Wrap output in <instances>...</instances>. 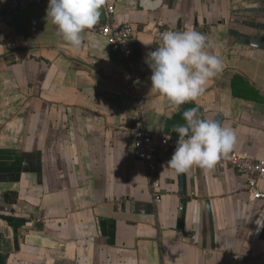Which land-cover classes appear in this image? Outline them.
Returning <instances> with one entry per match:
<instances>
[{"label": "crops", "instance_id": "1", "mask_svg": "<svg viewBox=\"0 0 264 264\" xmlns=\"http://www.w3.org/2000/svg\"><path fill=\"white\" fill-rule=\"evenodd\" d=\"M48 5L0 25V264H264V199L245 176L177 174L165 157L156 203L130 133L140 120L178 139L198 106L234 129L231 152L264 161V0H104L134 31L130 60L90 30L72 51ZM160 29L206 34L223 62L179 108L149 93Z\"/></svg>", "mask_w": 264, "mask_h": 264}, {"label": "clouds", "instance_id": "2", "mask_svg": "<svg viewBox=\"0 0 264 264\" xmlns=\"http://www.w3.org/2000/svg\"><path fill=\"white\" fill-rule=\"evenodd\" d=\"M103 3L104 0H49L46 19L56 26L57 35L72 51H79L84 33L100 21ZM161 40L145 60L152 72L149 93L163 96L170 106L179 108L204 93L209 80L222 70L223 62L210 51L218 45L198 31L169 30L161 34ZM198 112V106L184 111L186 123L173 128L178 140L167 166L177 174L193 167L208 172L235 147L234 129L219 120L202 119Z\"/></svg>", "mask_w": 264, "mask_h": 264}, {"label": "built area", "instance_id": "3", "mask_svg": "<svg viewBox=\"0 0 264 264\" xmlns=\"http://www.w3.org/2000/svg\"><path fill=\"white\" fill-rule=\"evenodd\" d=\"M49 3V0H9L6 13H0V25L8 24L31 6ZM115 9L107 7L105 10V24H98L90 33L104 38L113 50L130 60L133 55L134 31L130 26L119 24L115 20ZM175 29H160L156 36L161 40V34ZM179 31V30H178ZM135 159L143 163L151 189L154 191L156 203H161L159 163L160 159L171 157L178 139L154 136L144 129L143 123L138 120L130 128ZM170 138V139H168ZM217 163L234 169L248 180L249 193L254 199H264V193L258 188V181H264V161L254 160L235 152L222 156Z\"/></svg>", "mask_w": 264, "mask_h": 264}, {"label": "water", "instance_id": "4", "mask_svg": "<svg viewBox=\"0 0 264 264\" xmlns=\"http://www.w3.org/2000/svg\"><path fill=\"white\" fill-rule=\"evenodd\" d=\"M100 11H101L100 21H104L105 20V9H104L103 5H102V9Z\"/></svg>", "mask_w": 264, "mask_h": 264}]
</instances>
